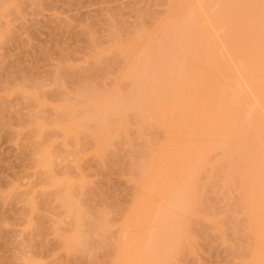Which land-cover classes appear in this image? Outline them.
Instances as JSON below:
<instances>
[{
    "label": "rangeland",
    "instance_id": "374dc122",
    "mask_svg": "<svg viewBox=\"0 0 264 264\" xmlns=\"http://www.w3.org/2000/svg\"><path fill=\"white\" fill-rule=\"evenodd\" d=\"M183 1H0V264H125L128 257L129 259L126 264H129L130 261H132L130 262L131 264H149V257L151 256V254L155 253V251L152 252L153 250L151 249L152 243L154 246L155 241L158 240L159 243V239H157L159 234L162 236V239H164V241L166 240L165 245L167 246L165 247H167L168 251L169 249H173L170 250L172 254L169 253L170 256H168L171 258H168V260L172 264H264V232H262L263 228L262 230H260V227H258L257 224L258 220L254 221V219L256 220V218L253 217L255 216V214L250 212L248 213V211H252L253 209H255L251 208L253 199H256L255 203H257V199H259L258 201H260V199L262 200V202L260 201L261 204L258 202L261 206H258L257 208L260 212H262V214L264 213V142H262L264 141V86L261 85H264V0H253L256 7H259L258 9H260L255 10L254 14L257 11L260 12L259 14H257L258 12L255 14L257 18H250L252 20L251 28H253L255 31L257 29V32H259L258 34L256 32L258 37L256 36L255 38L257 40L254 38L255 40H253L252 42L248 39H250V37L252 38L253 33L251 34V36H247V34L251 33L252 31H247V33L244 27L245 31H242H244V33L246 32L245 36L248 37V39L244 37L246 38L245 40L243 38L244 34L240 32L241 27H239V29L238 27H236L239 26L237 24L239 21L235 22L236 25L233 23V20L236 18L235 17L233 19L232 17L234 14H231L230 18H228L230 15L227 17V15L225 16L224 14H222L225 13L222 12L224 11L222 9H225V7L226 12L227 10L229 12L232 11V9L230 11L229 8H227L226 5L228 4L225 5L224 3L225 6L223 8L222 5L225 0H211V2L210 0ZM231 1H229L228 3L233 4ZM239 1H237L238 5L240 3L238 7L243 6V4L245 6L246 3L249 2V0H241V2ZM259 2H261L262 4L260 5ZM179 3L181 4V8L184 7L183 9L188 6L184 11L186 12V14H183L184 16L182 17L181 12L183 13V10L179 7L180 17H186L185 20L181 19L176 14L181 20H184V22H188L189 20L188 24L185 22L186 26H182L183 21L181 23V21H178V17H174L176 16L174 15L176 13L175 11L179 10H177L176 8L179 6ZM8 4L9 6H7ZM249 4H253L252 0L249 2ZM249 4L247 5L250 6ZM247 5L246 7H248ZM228 6L230 7V5ZM254 6L252 5V7ZM234 7L237 6L234 5ZM252 7L250 8V10H252ZM256 7H254L253 10L256 9ZM250 10H247V15L245 16L252 15V12ZM243 12V14H245V10ZM249 12H251L250 15H248ZM238 13L235 14L237 15ZM173 21H175L174 23H176V21L178 23H181V25L175 24V26H173L175 27L173 28L174 30L176 29V27H178V25H180L182 26L181 29L184 28V31H182L184 32V35H187L185 34V32L187 33L189 31L190 36H193L194 38L196 37V35H194L196 31L198 40H200L199 43H196L198 41L196 39L197 37L195 38L197 41L194 40V38H191L192 40L189 38V42L183 45V48H188L187 52H189L190 54V56L188 57L189 59H187V61L185 62H181V60L178 61L181 62V64H184H182V67L178 65L179 68L181 67L178 70H181L184 66L183 70H188V72L184 74L185 71L182 70V73L184 74L183 76L185 78L186 76L190 77V79H188L190 81L187 82L188 85L186 83H184L186 85H183V82L186 81H184L185 78L183 79L182 85H180L181 89L179 85L176 84L180 89L176 90H178L180 94L184 86L185 88H183V90L187 87L188 89L186 90H188V92H186L189 94L187 95V97L186 92H184L185 94L183 92V94H181L182 97L185 95L184 100H182V97L180 100L182 102V106L184 107V115H182V111H179L178 113V116L180 114L179 119H183L185 117L183 119L184 122L181 123L182 127H180V123H176L178 119H175L177 117V115L175 114L177 110L180 109L179 107L181 105L179 101V107H177L178 104L176 101V106H174V100L169 101L170 99H167L168 96L164 97V95H162L163 97L162 99H160L161 102L159 101V103H157L160 94L158 95L156 94V92H158L162 88L164 90L166 89V91H169L171 88V84H169V87H167L168 80H165V78L163 79V77L169 75V71H171L172 68L169 69L167 67L168 65L163 67L156 66V68L160 71L152 68L153 70L150 69L149 72V69H146V66L144 69V65H142L144 69L143 71L145 72V70H147L148 72L146 71V73L148 74H151V71L155 70V72H153L151 75H156V79L153 76V79L155 80L151 82H153L154 84H150L153 85V87L149 86V82H145L146 84H148L146 85L142 81L146 85V87L149 86L151 88H145L147 90L150 89V92H148V94L147 90L146 92L142 91V93L141 89V95L139 96V83H137L136 80L137 75L135 76V79L134 75L132 76L133 78L130 77L131 75H128L130 72H128L127 74V71L125 72V70H127V67L129 68V66L132 67H130L128 71L132 70L133 64L134 67L136 66L135 68L139 67L140 70L142 68L141 64L146 65L148 59L147 56H144V53L145 55L147 54L145 48L143 51L142 45L147 46L148 44L147 47H149V43H152L151 41L153 39L151 40V38H149V41L145 39L151 37L152 35V38L156 37L154 35L158 34L159 32L162 33V36L165 38H159L161 41H157V39H155V41H157L158 43H162L163 41L164 43L167 38L169 40V37L172 36V33H167V31L172 32L171 25H174ZM245 21L246 20H244L243 22ZM168 23L171 25L169 26ZM247 25L249 26L248 23ZM159 27H161L162 32L158 31L160 30ZM185 28H188L187 31L185 30ZM233 28L236 31H233ZM251 28H249V30H251ZM155 29H157L158 32L155 31ZM237 30L241 35H243L242 37H239V32L233 33L237 32ZM153 31L157 33L153 34ZM149 33L151 34V36ZM165 35L167 36V38ZM234 35H238L237 39L239 40L240 44L239 42H237V39ZM158 36L161 37V35L159 34ZM188 36L189 35H187L186 37ZM170 39L172 41L174 37ZM2 40L5 44L2 42ZM193 40L196 42H191ZM136 41H140L141 43ZM145 41H147L148 43L146 42L147 44H145ZM245 41H247L248 44L251 45L247 47L248 44L246 46ZM232 42L234 44H232ZM135 43L138 47L135 46ZM195 43L201 47L203 46L202 48H204L205 50H203L201 47L200 49L201 52L203 50L205 54L203 52L202 54L204 55L199 56L198 54H196L197 52H195V50H197L199 46L195 47ZM172 44L170 45L172 46ZM190 44V47L192 48L191 50L194 52V54L189 48ZM158 45L161 46L160 43ZM158 45L154 46L159 47ZM164 45L165 46L163 47H166L167 43ZM243 45L248 49L252 47L254 48V51L257 50L259 52L260 55H256L257 51L255 53L252 48V51L249 50L250 54L253 53V56H256V60H254L253 57H250L249 52L246 53L249 54V56L247 55L249 58H245L246 54L244 55V52L242 51H247V49L244 48ZM238 46L243 47V50L239 49ZM193 47H195L196 49H193ZM139 50L140 52H138ZM198 51L200 53L199 49ZM141 52H144L143 55H141ZM209 52L212 53L209 54ZM128 56H131L130 58H132V61L131 59L128 61ZM141 56L144 57L142 58ZM190 57H192V59ZM161 58V60H164L166 57L164 58L162 56ZM249 59H253V63H249ZM191 60L195 63H193ZM129 62H131L132 64L130 65ZM191 63L196 67L195 71L197 73H202L205 70L207 72H210L208 68L212 66H214L213 68L215 69L212 68V71L214 70L212 74H210L211 72H208L211 76L210 78L209 76H207L208 74L206 75V73L203 76L207 77H203L200 73L199 76L197 73V75L194 73L195 71L192 72L193 69H187V65L189 68V66L191 67ZM162 68L163 70L167 69V72L166 70L163 71ZM199 68L206 69H202L201 71ZM224 68H226L227 70ZM197 69H199L200 71H197ZM190 73H194L193 76ZM150 74L149 77H151ZM202 74H204V72ZM148 80L150 79L148 78ZM156 81L158 83H155ZM163 81H165L166 83H164ZM206 82L211 84L213 88L214 86L216 87V90H214L216 94L213 93V95H211L212 98L215 97V103H213V101L211 102V99L210 102H206V104L210 103V106L208 105L207 107L210 111L206 110V104H204L205 102L203 103L204 99H202V96L206 91H202V89L204 88V86L207 87L209 85L207 84L206 86ZM140 86H142V84ZM177 86H174V88H178ZM212 87H210L211 90H213ZM258 87L261 88L260 91L263 89L262 92H259ZM174 88L173 90H175ZM255 88L258 89L256 90ZM153 89L154 91H152ZM155 89H157L158 91ZM163 89L160 91V93L163 92ZM116 90H118L117 92L119 93L121 92L120 95L124 94L123 97H125V95L126 97L131 95V98H133L136 95L135 98L137 99V102H135L136 99L125 97V100L129 99L127 101L128 104L131 100V104H129L128 107L125 108L126 112L125 110H123L124 107L119 105L122 107V113L125 116V121L123 123L126 122L122 125L121 129L117 126L118 123H115L117 119L113 116L114 113L113 115L110 114L109 117L111 119H108L110 120L109 124L112 123L113 121L111 122V120L115 118V125L110 124L109 127L113 129L109 128L111 130L108 131V133L110 132V136L108 135L110 138L106 139L108 142L104 143L106 140L103 141L102 138H104L105 136L100 132L101 130L99 129L101 127L100 124L104 121L103 118V121L100 119V117V120L98 119L99 121L97 120L96 122H92L93 126L99 123V128L98 126L92 128V124L90 126L93 130L94 128H96L95 130L98 129L99 132L103 135L102 136L100 134L102 137H99L100 135L98 133V130L96 131L98 134L95 132V130L94 134L89 133V130L91 129H86V131L89 132H86L85 134V128L83 131V127L81 124H83L84 126V124L87 123L86 121H88L89 117H91L93 114L91 113V111H93L92 109L95 110L94 104L93 108H91V111L89 108H87L88 106L91 107L92 103H95V101L90 102L92 101L93 95L95 97L94 100H98L95 103H98V106L101 102L100 100H102L103 97H106L107 99L110 98L111 100L110 95H112L113 99V94L111 91L115 92ZM211 90L209 89V92ZM174 92L176 93V91ZM133 93L134 96L132 97ZM149 93L151 94V96L149 95ZM152 93L154 94L155 98ZM166 93L168 92L164 91V94ZM116 94L118 95V93ZM117 95H115L114 97H116ZM122 95L121 97H119L118 95V97L123 98ZM157 95L158 100H152L154 106H149L150 104H152V102L149 104L145 103L150 108L146 107L144 104H141V106L144 105L146 109L141 110V108L143 107L142 106L140 107V111H137L136 109L139 108L135 107L134 109V107L131 106L133 105V102L134 104L137 103V106H140V99H142L143 102V99L147 100L146 98H148V96L156 100ZM96 96H98L99 98L97 99ZM142 96L146 97L143 98ZM177 96H179V94H177ZM205 96L207 97L208 95ZM86 97H91V99H88L89 101L87 100L88 104L90 102L88 106L87 103L84 102L86 101L85 99H87ZM206 97H204L206 100H209V98H211L210 96L207 98ZM175 99L178 100L179 98ZM105 100L103 104L104 107H106L105 103L111 105V101ZM132 100L134 101L132 102ZM138 101L140 102L138 103ZM195 101H197V103ZM236 101H238V103H236ZM121 102L123 101L121 100ZM201 102L205 105L204 110L207 111L204 113V115H210L211 110L213 111V114L215 113L216 115H218L217 117H214L212 119L209 118L208 115H205L213 121L209 123L210 126L208 123H205L210 122L209 120L203 121V124L205 123L207 126L200 124L202 121H200L201 119L197 115H199L200 113L201 118L202 116H204L203 114H201L204 112L202 110L203 106ZM190 103L193 104V110L191 107L189 110V108L184 106L189 105ZM198 103L199 106L201 105L200 107L198 106ZM123 104L125 106L126 103L124 102ZM79 105H82L84 107H79ZM101 105H99L100 108H103V106L101 107ZM130 106L131 109L129 110ZM157 106H159L160 108ZM219 106L221 107V109ZM183 107H181V109ZM66 108H68L67 111L71 112L69 116L65 110ZM176 108L177 110H175ZM200 109L203 112H200ZM165 110L168 111L166 112ZM64 112H66L67 115H65L66 113L64 114ZM232 112L234 113L232 114ZM230 113L234 120L237 121L239 119V122L241 123L238 124V121L234 122L233 119H231L232 117ZM223 115L226 117V119L223 118ZM227 115L229 116L228 118L231 117L230 120L233 121V126H231V129H229L230 127L227 125H232V121L230 123H225L227 125L223 124V122L225 121H230L227 120ZM189 116H191V118ZM205 116L203 117V120H205ZM210 116L213 117V115ZM91 119L94 118L92 117ZM169 119H171L170 122ZM197 119H199L200 122ZM187 122H190L191 124H188ZM163 123L165 124L163 125ZM235 123L236 125L238 124L236 127L239 129H243V131H238V129L237 131L239 133L236 132L237 134H235V132L232 131ZM79 124L82 127L80 129ZM222 124L225 125L224 127L227 126L228 130H224ZM169 125L171 127H169ZM201 125L202 127H200ZM242 125H244L245 128L247 125L248 129L251 128L252 125L255 126H253L254 130L252 129L253 133L249 129V133L254 134L252 135V137L251 135L249 136L250 139H252L251 142H246L243 139L245 141V144H247V147H250V150L247 147H243L244 144H241L244 142L242 141V138L245 137V134H247L246 132L248 131ZM112 126L117 127L114 128ZM76 127L80 131L77 130ZM183 127L185 129H183ZM203 127H207L208 133L203 131ZM177 128L180 129L178 130ZM198 128L199 131L201 130V128H203L201 132L205 133H198ZM75 129L77 130V132ZM172 129L174 133L173 131H171ZM167 130L169 131L168 135L166 136ZM180 130L182 131V133L180 132ZM188 131H190V133ZM221 131H223L224 133H221ZM176 133L178 135H175ZM206 133H211L210 135H207L209 136L208 138L205 137V139L207 138V142L204 141L205 139H200V141L199 139H195V136H197L198 134H201L202 136ZM243 133L245 134L243 135ZM194 134L196 135L194 136ZM225 135H228L230 137L232 135V137L227 138ZM117 137L119 138L117 139ZM192 137L194 138L193 142H195L194 140H196L195 143H191ZM249 137L247 138L249 139ZM169 138L170 140H167ZM188 138H190L191 141ZM100 139L103 142H101ZM258 139L259 141H257ZM254 140L256 143L253 142ZM172 141L174 142L171 143ZM215 141H219L217 142L219 143V145H217ZM228 141L230 144L234 145H230ZM165 142H167V146H163L165 145ZM168 142L170 143L169 145ZM238 144H241L242 146L239 147ZM170 145L172 147H170ZM220 145L221 147L216 150ZM161 146L165 147L164 151L166 149L165 152L163 151V159L166 160L165 157L168 158V156H171V160L170 157L168 159V162L166 160L169 169L170 166L172 168L173 165H177V163L179 162L180 163L177 166L181 167L180 164H182L181 162H183V158L186 157V155L189 153H193L196 158H198V156H201L199 161H195L197 162L195 166H190H194L192 170L189 167V170L192 171L189 174L190 177L182 176L184 172L186 175V172L188 170L183 171V169V173L181 172V174H177V172L180 170H178L177 172L174 171L176 172V175L182 176H177L179 181L178 182L177 179H173V177L176 178L174 175L175 173L172 174L167 170L165 171V169L168 168L167 165H165V168H163L164 173L161 172L163 167L161 166V164L163 163V161H165L163 159L162 161H160L162 158V149L159 151V148ZM170 148L171 150H169ZM173 149H175L176 151ZM213 150L215 151L213 152ZM207 151L209 152L206 153ZM173 152L176 153L173 154ZM225 152H227L228 155ZM164 153L167 154V156ZM236 153L238 154L237 156ZM170 154H173V156ZM157 155H161V158H158ZM191 155L189 156L191 157ZM252 155L255 158L252 157ZM189 156H187L186 158L188 159ZM156 158L160 159L158 160V162L160 161V164L155 163L157 162ZM192 158L193 157H191V159ZM187 159H184V161L186 162ZM207 159L209 160V162L206 161ZM172 160L174 162H172ZM190 162H192V160ZM259 162L263 164L261 165ZM169 163L173 164L169 165ZM249 163H251V166ZM184 164L187 165L188 163ZM192 164L195 163L192 162ZM238 164L239 166L237 167ZM154 166L157 167L155 168ZM216 166L218 167L216 168ZM255 166H258L259 168ZM245 167L246 169H250L251 167H253L256 168V171H260L256 173L254 172V174H252V172L250 174L248 173L250 172L249 170L248 172L245 171ZM152 168L154 170H152ZM176 168L177 167L173 168L172 170H175ZM250 170L252 171V169ZM236 171H239V173ZM244 171L248 174L249 178L245 177L246 175H244ZM148 175H150V178H152V184L150 183V178L148 177ZM191 176L192 178H194L193 180L189 179L191 178ZM242 177H244L245 179L247 178V180H250L251 182L249 181L248 183H245L246 180ZM251 177H253L254 179ZM256 177H258V180ZM186 178L191 181L190 183H188L189 185L186 182L188 180H186ZM196 180L198 181V183ZM161 181L164 182V184ZM257 181L258 184L255 183ZM249 183H253L251 184L252 186L249 185ZM230 186L232 187V189ZM249 186L252 188L249 189ZM255 187L257 188L258 192L255 191ZM166 189H169V191L167 192ZM162 190H164V193H162ZM171 190L173 193L170 192ZM160 191L163 195H167L168 193L167 196L164 195L166 198L163 197V200L159 198V196L161 195ZM252 192L253 194H251ZM255 193L257 195H255ZM160 197H162V195ZM142 198H145L143 199L144 202H141ZM197 198H200V200ZM67 201H74L73 203L70 202L71 206H73L72 208H76L79 206L78 209L76 208V210H72L76 211V214L74 212L75 216L72 214L73 212L70 211V209L72 208L70 205H68L69 202ZM196 201H198V204ZM249 201H251L252 203L250 202L251 204H248ZM160 202L161 204H159ZM74 203L75 205H72ZM147 203L150 204L148 205ZM195 203L196 205H194ZM137 205H139L140 207H136ZM164 205L166 209L164 208ZM162 207L165 209L164 211L162 210ZM176 209H179L181 211L175 212L178 211ZM135 211L138 213H136ZM182 211L184 213H182ZM139 212L141 214H139ZM148 212L150 215L148 214ZM162 213H164L165 215ZM178 213L179 215H177ZM80 214L82 215L79 216ZM262 214H260V216ZM131 215L133 219L130 217ZM174 216H176V219L173 218ZM163 218L166 219L167 222L170 221V223L168 222L170 225L165 222ZM262 218L264 219L263 215ZM160 219L162 220L159 221ZM139 222L140 224H138ZM165 223L169 227L168 232L167 229H163L165 228L164 226H166ZM262 223L264 222L262 221ZM160 224L162 227L160 226ZM127 228L130 229L128 230ZM131 229H134L135 231ZM258 230L262 236L260 234L259 236H256L258 234ZM159 231L161 232L159 233ZM171 233L177 236V238L176 236L174 238L175 240L177 239L176 242L175 240H169L170 238H172L171 236L169 237V235H172ZM77 234L78 238H75H77L78 241L76 242H80L81 246L78 243L76 244V242L74 241V236ZM146 235L149 240H147L148 238L146 237ZM143 236H145L146 239ZM255 236L257 239L255 238ZM81 237L85 239L83 240ZM165 237L168 238L165 239ZM130 241L132 242V244ZM171 241L174 243H172ZM256 242L260 244L259 247H261L262 245L260 250L259 247L257 248L258 245L256 246V244L258 243ZM124 244L126 247L124 246ZM160 245L162 246V244ZM170 246L173 247L170 248ZM154 249L156 248L154 247ZM126 250L129 253H127ZM128 254L132 256L130 257L128 256ZM122 255L126 256L123 257ZM153 255L152 257L155 259V254ZM172 256H174V258ZM153 258H151V261H153ZM122 259L124 260L121 261ZM125 260L126 262L122 263Z\"/></svg>",
    "mask_w": 264,
    "mask_h": 264
},
{
    "label": "bare ground",
    "instance_id": "6f19581e",
    "mask_svg": "<svg viewBox=\"0 0 264 264\" xmlns=\"http://www.w3.org/2000/svg\"><path fill=\"white\" fill-rule=\"evenodd\" d=\"M0 1H1V0H0ZM182 1H183V0H182ZM215 1H216V0H215ZM219 1H221V0H219ZM229 1H231V0H229ZM229 1L225 0V2H223V5H222V6H223V8H224V6H225L226 4H228V5H230V7H229L228 5H226L227 8H229L230 11H231V9H232V11L229 12V11L227 10V12H226V11H225V10H226V7H225V9H222V10H224V11H222V12H225V13H228V14H225V13H222V14H224L225 16L227 15V17L230 15L228 18L231 17V14H234L232 17H233V19H234L235 17H236V18H235L234 20L232 19V20H233V23L235 24V22H238V21H239V22L237 23L239 26H236V27H238V29H239V27H241V28H240V29H241L240 32H242V33L244 34V36L241 35L240 32H239L238 30H237V32H233V31H236L234 28H233L234 30H233L232 32H233V33H238V32H239V34H240L239 37H242V36H243V38H244V37H246V36H245V33H246L247 31H248V32H251V31H252L251 33L247 34V36H248V35L251 36V34L253 33V34H255V35L252 34V38H253V39H252L251 37H250V39H248V37H246L248 40H250V41L252 42L253 40L256 39L255 37L257 36V34H258L259 32H257V29H256V31H255L253 28H251V26H252V23H251L252 20H251V19H253V17H254V19L257 18V17L255 16V14H256L257 12H258L257 14H259L260 11H257L255 14H254V12H255V10H260V9H258L259 7H258V8L256 7V5H255V3L253 2V0H252V3H253L252 5H253V6L255 5L254 7H256V9H254V10H253L254 7H252V5L249 4V2H250L251 0H249V2H247V3L245 2L246 5H247V4L250 5V6L247 5L248 7H246V5L244 6V4H243V6L238 7V6L240 5V3H239V5H238V4H237V3H238L237 1H239V0H236V1L233 0V1H235V2L231 1L233 4L235 3L234 5H236L238 8H237V7H234L233 4L228 3ZM258 1H260V0H258ZM4 2H5V1H4ZM210 2H211V0H210ZM213 2H214V1H213ZM239 2H241V0H240ZM261 2H262V1H261ZM261 2H259L260 5L262 4ZM0 3H1V2H0ZM177 3H178V1H177ZM183 3H184V1H183ZM187 3H188V2H187ZM224 3H225V5H224ZM188 4H189V3H188ZM180 5H181L180 3H179V6L177 5V6H178V7H176L177 10L179 9V7L181 8ZM185 5H186V4H185ZM7 6H9V4H8ZM10 6H11V5H10ZM183 6H184V5H183ZM183 6H182V7H183ZM232 6H233V7H232ZM12 7H13V6H12ZM187 7H188V6H187ZM187 7H185V9H187ZM231 7H232V8H231ZM243 7H244V9H243ZM245 7H246V8H245ZM251 7H252V10H250ZM183 8H184V7H183ZM183 8H181V9L183 10V13L181 12V17L184 16V15L186 14V12H184L185 9H183ZM5 9H6V8H5ZM236 9H237V10H236ZM242 9H243V10H242ZM175 10H176V9H175ZM190 10H191V9H190ZM240 10H241L242 13L240 12ZM244 10H245V14H243V13H244V12H243ZM247 10H250V11L252 12V15H250L251 12H249L248 15H250V16H245V15H247V13H246ZM3 11H4V10H3ZM6 11H7V10H6ZM192 11H193V9H192ZM192 11H191V12H192ZM175 12H176V13H175ZM175 12H173V13H175L174 15L177 14V15L180 17V13H179V12H180V9H179L178 11H175ZM177 12H178V13H177ZM232 12H233V13H232ZM234 12H235V13H238V12H239V13L236 15ZM4 13H5V12H4ZM173 13H172V14H173ZM2 14H3V13H2ZM183 14H184V15H183ZM241 14H242L244 17H243ZM263 14H264V13H263ZM263 14H262V15H263ZM177 15L174 16V17H178ZM191 15H193V14H191ZM218 16H219V15H218ZM221 16H222V15H221ZM237 16H239V17H237ZM170 17H173V16H170ZM179 17H178V18H179ZM181 17H180V18H181ZM241 17H242L243 19H242ZM245 17H247V18H245ZM258 17H259V15H258ZM180 18L178 19V21H179V22L181 21V23H182V21H183V25H182V26H186V23L188 24L189 20H188V22L185 21V22H186V23H185L184 20L186 19V17H185V18H184V17L181 18V19H184V20H181ZM188 18H189V17H188ZM250 18H251V19H250ZM172 19H173V18H172ZM194 19H195V18H194ZM237 19H238V20H237ZM239 19H240V20H239ZM249 19H250V20H249ZM258 19H259V18H258ZM168 20H171V19H168ZM229 20H231V19H229ZM242 20H243V21L246 20V21L243 22ZM248 20H249V21H248ZM259 20H260V19H259ZM263 20H264V19H263ZM3 21H4V20H3ZM174 22H175V21H173V23H174ZM218 22H219V21H218ZM224 22H225V21H224ZM227 22H228V21H227ZM230 22H231V21H230ZM246 22L249 24V26L247 25ZM254 22H255V21H254ZM258 22H259V21H258ZM258 22H256V23H258ZM260 22H262V21H260ZM170 23H172V22H170ZM181 23H178L177 21H176V23H174V25H171V24L168 23L169 26H170V25L172 26V28H171V29H172V30H171L172 32H168V31H167V33H170V34L172 33V36L174 37L175 40L173 39V40L171 41L170 38H173L171 35H169V36H171V37H169V40H168L167 36L165 35L167 39H166V41H165L164 43H163V41H162V43L159 42V43L161 44V46L158 45L159 43L157 42V41H161L160 39H162V37H163V36H162V33H159V32H158V31H161V32H162L161 27H159L160 30H158V31H157L158 28L155 29V31H157L158 34L161 35V37L158 36V34H155V33H157V32H154V31H153V34H155L154 36H156L157 38H156V37H153V38H152L153 35L151 36L152 33L150 32L151 34H150V33H149V34H150L151 37H148V38L145 39V40L149 41V38H151V40L153 39L152 41L150 40L152 43H149V47H147V46H148V44H147L148 42H147V41H145V44H147V46L141 44V45L143 46V48H142V47H141V48L143 49V51H144V48H145V50H146V54H147V55H145V53L143 52V53H144V56H147V59H148L147 62H146V65H145V64H141V67H142L141 70H142V71L139 69V67H138V68H135L136 66L134 67V64H133V68H132V70L128 71V69H130V67H132V66H129V68L127 67V70H125V72L127 71L126 74H127L128 72H130V73L128 74V75H131L130 77H132L133 75H134V77H135V76L137 75V76H136L137 79H136V77H135V79L137 80V83H139V84H138V85H139V92H138L139 94H138V96H139V95H141V93H140V90H141V89H142L141 92H142V91H143V92H146L147 89H145V88H151V87H149V86H152V87H153V85H150V84H154V83L151 82V81H153V80L156 79V75L154 76V75H151V74H152L153 72H155V70L160 71L159 69L156 68V66H162V67H163V66L168 65L167 67H168L169 69L172 68V70H171L172 72L169 71L170 74H169V72H168L169 75H166L167 73L165 74L166 76H165V75H162V76H165V77H163V79L165 78V80H166V79L168 80V86H167V87H169V84H171V86H170V87H171L170 90H169V91H166V89L164 90V89L162 88V89H163V92H161V93H162V94H161L160 91H161L162 89L159 90V88H158L159 91H158L157 89H155V90H157V91L159 92V93L156 92V94H158V95L160 94V95H161V97H160V95H159V100H158V95L156 96V100H155V99H153V98H150L151 94L149 93V95H150V96H148L149 99H148V98H146L147 100L143 99V100H144L143 102H142V99H140L141 102L138 101V103L140 102V106H137V103L134 104V102H133L134 100H132L133 105H131V106L134 107V109H135V107H136V108H139V109H136L137 111H140V107H142V106H143L144 108L142 107L141 110H142V109H146V107H148L146 104H149V103H151V102H152V104H150L149 106H151V105L154 106L152 100H154V101H157V100H158L157 103H159L160 99H162V97H163L162 95H164V97H167V96H168L167 99H168V100L170 99L169 101H171V100L173 101V100H174V103H175V101H176L177 104H178L177 107H179V103H180V104H181L180 107H179L180 109H181V107H183V106H182V102L180 101V100H181V97H182L181 94H183V93L186 92V91L188 92V90H186V89H188V88L186 87V89L183 90V88H185V86H184V87L182 86V87H183V88H182V92H183V93L181 92V94H180V92H178V90L181 89V86H180V85H182L183 79L185 78L183 75L186 74V73L188 72V70H187V71H186V70H183L184 66H183V68H182L181 70H178V69H180V68L182 67V64H183V63L181 64V62H185V61H187V59H189L188 57L190 56L189 52H187V51H188V50H187L188 48H187V49H186V48H183V47H184L183 45L187 44V43L189 42V40H190L191 38H194V37H193V36H190V32H189V31H188L187 33L185 32V34L189 35L188 37H186L187 35H184V32H182V31H184V30H183L184 28L181 29L182 26H180ZM233 23H232V24H233ZM165 24H166V23H165ZM175 24H180V25H178V27H176V29L174 30L173 28H175V27H173V26H175ZM234 24H233V25H234ZM244 24L247 25V26H245ZM233 25H232V26H233ZM235 25H236V24H235ZM243 25H244V26H243ZM253 25H254V24H253ZM176 26H177V25H176ZM179 26H180V27H179ZM187 26H188V25H187ZM190 26H191V24H190ZM255 26H256V25H255ZM163 27H164V26H163ZM188 27H189V26H188ZM236 27H235V28H236ZM242 27H243V28H242ZM244 27H245V29H246V32H245V33H244V31H245V30H244ZM247 27L251 28V30H249V28H247ZM260 27H262V26H260ZM254 28H257V27H254ZM187 29H188V28H187ZM187 29L185 28L186 31H187ZM229 29H230V28H229ZM164 30H165V29H164ZM168 30H169V29H168ZM173 30H174V31H173ZM231 30H232V29H231ZM242 30H244V31H242ZM253 30L255 31V33H254ZM1 32H2V31H1ZM191 32H194V31H191ZM248 32H247V33H248ZM256 32H257V34H256ZM263 32H264V31H263ZM178 33H179V34H178ZM198 34H199V33H198ZM147 35H148V33H147ZM191 35H192V33H191ZM194 35H196L197 38H196V37H195V38L198 40V35H197L196 31H195ZM4 36H5V35H4ZM234 36H235V35H234ZM237 36H238V35H237ZM237 36H235L236 39H237ZM253 36H254V37H253ZM145 37H147V36H145ZM199 37H200V36H199ZM239 37H238V38H239ZM257 37H258V36H257ZM0 38H1V37H0ZM4 38H5V37H4ZM135 38H136V37H135ZM159 38H160V39H159ZM163 38H165V37H163ZM189 38H190V39H189ZM195 38H194V40H196ZM232 38H233V37H232ZM246 38H244V39L246 40ZM254 38H255V39H254ZM136 39H137V38H136ZM155 39H157V41H155ZM240 39H241V38H240ZM251 39H252V40H251ZM7 40H8V39H7ZM138 40H139V39H138ZM167 40H168V41H167ZM191 40H192V39H191ZM194 40L191 41V42H196V41H197V40H196V41H194ZM256 40H257V39H256ZM263 40H264V39H263ZM132 41H133V40H132ZM143 41H144V40H143ZM169 41H171V42H169ZM173 41H174V42H173ZM240 41H241V40H240ZM250 41H249V42H250ZM2 42H3V40H2ZM136 42H140V41H136ZM146 42H147V43H146ZM156 42H157V44H156ZM172 42H173V44H172ZM182 42H183V44H182ZM199 42H200V40H198L196 43H199ZM233 42H234V41H233ZM233 42H232V44H234ZM237 42H239L238 39H237ZM241 42H242V41H241ZM0 43H1V42H0ZM3 43H4V42H3ZM3 43H2V44H3ZM140 43H141V42H140ZM142 43H143V42H142ZM154 43H155V44H154ZM166 43H167L166 47H163V46H165L164 44H166ZM196 43H195V47H198L199 45H197ZM207 43H208V42H207ZM242 43H243V42H242ZM245 43H246V46H247L248 42L245 41ZM245 43H244V45H245ZM4 44H5V43H4ZM135 44H136V43H135ZM152 44H153V45H152ZM170 44H172V46H171ZM193 44H194V43H193ZM200 44H201V43H200ZM239 44H240V42H239ZM150 45H151V46H150ZM154 45H156V46L158 45L159 47H156V46H154ZM196 45H197V46H196ZM211 45H212V44H211ZM244 45H243V47L246 48ZM250 45H251V44H248L247 47H249ZM257 45H258V44H257ZM135 46H137V44H136ZM190 46H191V44L189 45V48H190V50H191L192 48H191ZM208 46H209V45H208ZM252 46H253V45H252ZM137 47H138V46H137ZM146 47H147V49H146ZM195 47H193V49H194ZM200 47H201V46H199V48H197V50H195V52H197L196 54H198L199 56L205 54V53L203 52V50H205L204 48H202L203 46H202L201 48L203 49L202 52H203L204 54H202ZM206 47H207V46H206ZM231 47H232V46H231ZM238 47H239V49H242V50H243V47H240V46H238ZM139 48H140V47H139ZM251 48H252V47H250V49L246 48V49H247V51L245 50L246 52L243 50L242 52H244V55H245L247 52H249V50H251ZM257 48H258V47H257ZM136 49H138V48H136ZM142 49H141V51H142ZM165 49H166V50H165ZM195 49H196V48H195ZM198 49L200 50V53H199ZM236 49H238V48H236ZM252 49H253V51H254V48H252ZM206 50H207V49H206ZM233 50H234V49H233ZM134 51H135V49H134ZM191 51H192V50H191ZM237 51H238V50H237ZM251 51H252V50H251ZM256 51H257V50H255L254 52L256 53ZM259 51H260V50H259ZM138 52H140V50H139ZM148 52H149V53H148ZM192 52H193V51H192ZM205 52H206V51H205ZM141 53H142V52H141ZM143 53H142L141 55H143ZM190 53H191V52H190ZM210 53H212V52H209V54H210ZM126 54H127V53H126ZM191 54H192V53H191ZM193 54H194V52H193ZM209 54H208V55H209ZM240 54H241V53H240ZM249 54H250V52H249ZM249 54H246V57H245V58H249V57H248ZM251 54H252V56H251ZM251 54H250V57H253V59L256 60V58H255L256 56L254 57V56H253V53H251ZM257 54H259L258 51H257L256 55H257ZM247 55H248V56H247ZM259 55H260V54H259ZM131 56H132V55H131ZM131 56H128V57H129V58H128V61H129L130 59H131V61H132V58H130ZM144 56H143V57H144ZM162 56H163L164 58H165V57H166V58H165V59L163 58L164 60H161V59H162V58H161ZM193 56H194V55H193ZM238 56H239V55H238ZM141 57H142V56H141ZM143 57H142V58H143ZM212 57H213V56H212ZM236 57H237V56H236ZM240 57H241V56H240ZM142 58H141V59H142ZM190 58L192 59V57H190ZM193 59H195V58H193ZM253 59H252V60H253ZM142 60H143V59H142ZM180 60H181V62H178V61H180ZM246 60H247V59H246ZM249 60H250V59H249ZM252 60H250L249 63H251ZM145 61H146V57H145ZM191 61H192V60H191ZM213 61H214V60H213ZM192 62L195 63L194 61H192ZM262 62H263V61H262ZM129 63H130V65L132 64L131 62H129ZM129 63H128V64H129ZM164 63H166V64H164ZM178 63H180V64H178ZM220 63H221V62H220ZM252 63H253V62H252ZM260 63H261V62H260ZM185 64H189V63H185ZM256 64H257V63H256ZM137 65H138V64H137ZM142 65H144V69H145V66H146V69H149V70H148L149 72H150V69H152V68L155 69L154 71H151V72H152L151 74L149 73L151 77H149V74L146 73L147 70H145V72L143 71L144 69H143V66H142ZM176 65H177V67H176ZM178 65H180L181 67L179 68ZM183 65H184V64H183ZM190 65H191V67L189 66V68H188V65H187V69H190V68H191V69H193L192 72H194V71L196 70V67L193 66L192 63H191ZM199 65H200V64H199ZM217 65H218V64H217ZM138 66H139V65H138ZM147 66H148L149 68H148ZM169 66H170V67H169ZM192 66H193L194 68H193ZM200 66H201V65H200ZM260 66H261V64H260ZM262 66H263V65H262ZM154 67H155V68H154ZM205 67H206V66H205ZM213 67H214V66L208 68V69L210 70V72H211V73H210V72L208 71L210 74H212L213 71H214V70L212 71V68H213ZM221 67H222V66H221ZM223 67H224V66H223ZM263 67H264V66H263ZM164 68H165V67H164ZM210 68H211V69H210ZM218 68H219V67H218ZM256 68H257V67H256ZM153 69H152V70H153ZM199 69H200V68H199ZM199 69H197V71H200V70L202 71V69H206V68H202V69H200V70H199ZM213 69H215V68H213ZM224 69H226V68H224ZM162 70H163V68H162ZM165 70H166V72H167V69H164L163 71H165ZM182 70L185 71L184 74L182 73ZM226 70H227V69H226ZM148 71H147V72H148ZM189 71H190V70H189ZM205 71H206V70H205ZM205 71H203L204 74H202L203 72H202V73L199 72V73H200L202 76L205 75V73H206V75L208 74L207 76H209V78H210V77H211L210 74H209L207 71H206V72H205ZM222 71H223V70H222ZM262 71H263V70H262ZM190 72H191V71H190ZM254 72H255V71H254ZM257 72H258V71H257ZM122 73H123V72H122ZM164 73H165V72H164ZM194 73L196 74L197 72L195 71ZM194 73H192V74L190 73V74L193 76ZM199 73H197V74L200 76ZM142 74H143V75H142ZM145 74H146L147 79H146V77H145ZM190 74H189V75H190ZM197 74H196V75H197ZM139 75H140V77H139ZM141 75H142V76H141ZM160 75H161V74H160ZM191 75H190V76H191ZM248 75H249V74H248ZM123 76H124V75H123ZM143 76H144V77H143ZM153 76L155 77V79H153V78H154ZM162 76H160V77H162ZM185 76H186V75H185ZM207 76H203V77H207ZM217 76H218V75H217ZM251 76H252V75H251ZM121 77H122V76H121ZM138 77H139V78H138ZM194 77H195V76H194ZM194 77H193V78H194ZM229 77H230V76H229ZM258 77H259V76H258ZM132 78H133V77H132ZM141 78H142V79H141ZM148 78H149L150 80H148ZM157 78H158V77H157ZM214 78H215V77H214ZM250 78H251V77H250ZM254 78H255V77H254ZM128 79H129V78H128ZM140 79H141V80H140ZM144 79H145V80H144ZM188 79H190V77H187V76H186V78L184 79V81H185V80H186V81L183 82V85H186L187 82L190 81V80H188ZM199 79H200V78H199ZM203 79H204V78H203ZM129 80H130V79H129ZM147 80H148V81H147ZM205 80H206V79H205ZM219 80H220V78H219ZM222 80H223V79H222ZM230 80H231V79H230ZM139 81H140L141 83H140ZM142 81H143L144 83H145V82H146V83L149 82V86L146 87V85H148V84L145 83V84H146V85H145ZM258 81H259V80H258ZM163 82L166 83L165 81H163ZM175 82H177V83H175ZM200 82H201V81H200ZM224 82H225V81H224ZM229 82H231V81H229ZM255 82H256V81H255ZM155 83H158V82L156 81ZM172 83L175 84V85H173ZM184 83H186V84H184ZM189 83H191V82H189ZM203 83H204V82H203ZM260 83H261V82H260ZM141 84H142V86H140ZM143 84H144L145 86H144ZM176 84L179 85L180 89H179V87H178ZM207 84H209V83L206 82V86H207ZM225 84H227V83H225ZM166 85H167V84H166ZM172 85H173V88H174V86H177L178 88H174L175 90H173ZM187 85H188V84H187ZM201 85H202V84H201ZM204 85H205V84H204ZM255 85H256V83H255ZM261 85L264 86L263 84H261ZM261 85H260V86H261ZM156 86H157V85H156ZM209 86L212 87L211 84H209L207 87H205V86H204V88L202 87V88H203L202 91H205V90H206V91H205L206 94H205V93H204V94H205V95H208L207 97H209V96L211 97V95H213V93H215L214 90H216V89H215V88H216L215 86H214V88L212 87L213 90H211V88H210ZM227 86H228V85H227ZM258 86H259V85H258ZM154 87H155V86H154ZM195 87H196V86H195ZM200 87H201V86H200ZM208 87H209V88H208ZM228 87H229V86H228ZM255 87H256V86H255ZM206 88L208 89V91H207ZM258 88H259V87H258ZM258 88H255V89L257 90ZM263 88H264V87H263ZM144 89H145V90H144ZM176 89H178V90H176ZM193 89H194V88H193ZM209 89L211 90L210 92H209ZM260 89H261V88H259V92H262L263 89H262L261 91H260ZM87 90H88V89H87ZM91 90H92V89H91ZM118 90H119V89H118ZM118 90H116L115 92L118 93L119 97H121L122 94L120 95L121 92H120V93L117 92ZM137 90H138V89H137ZM167 90H168V88H167ZM217 90H218V89H217ZM134 91H135V90H134ZM152 91H154V89H153ZM164 91H165V92H168V93L164 94ZM174 91H176V93H175ZM212 91H213V92H212ZM9 92H10V91H9ZM85 92H86V91H85ZM85 92H84V93H85ZM93 92H94V91H93ZM111 92H112V94H113V99H112V95H110V93H109V95H110V97H111V100H110V98L107 99L106 97H103L104 99L102 98V100L99 99V100L102 102V103L100 102L99 105L102 104L101 107L103 106V108H100L99 105L97 106L98 103L95 104L96 101H98V100H94V99H95L94 95H93L94 98L92 97V101H90V102L95 101V103H92V104H91V107L88 106V105L90 104V102H89V104H88V102H87V100H88V99H91V97H89V98L86 97L87 99H85L86 101H84V102L87 103V106H88L87 108H89L90 111H91V108H93V104H94V106H95V107H94L95 110L92 109L93 111H91V113H93V114H92L91 117H89L90 120L88 119V121H86L87 123H85L84 126H83V124H81L82 127H83V131H84V128H85V134H86V132H87L86 129H87V130L91 129L90 126H91L92 122H96V121L101 117L100 119H101L102 121H103V119H104V121L100 124L101 127L98 126L99 123H98V124H95V123H94L95 125L93 126V124H92V128H93V127H97V126H98V128L100 127V128H99V129L101 130L100 132L105 136L104 138H102L103 141L106 140V139H108V138H110V137H109V136H110V135H109L110 132L108 133V131H111V130L109 129V128H111V127H109L110 124L115 125V124H114V119H115V118L112 119L111 122H112V121H113V122L109 124V121H110V120H108V119L110 118V117H109L110 114L113 115V113H114L113 116L116 117V119H117V121H115V123H118L117 126L121 129V128H122V125L126 123V122L123 123V122L125 121V116H124V114H123L122 112H123V110H125V112H126V109H125V108L128 107L129 104H131V100L129 101V104H128L127 101H128L129 99H128V100H127V99H126V100L124 99V98L126 97V95H125V97H123V96H124V94H123V95H122L123 98H119L118 95H117L115 92H113V91H111ZM143 92H142V93H143ZM148 92H150V89L147 90V94H148ZM169 92H170V93H169ZM171 92H173V93H171ZM187 92H186V97H187V95H189ZM219 92H220V91H219ZM94 93H95V92H94ZM105 93H106V92H105ZM174 93H175L176 95H175ZM194 93H195V92H194ZM200 93H201V92H200ZM202 93H203V92H202ZM208 93H209V94H208ZM91 94H92V93H91ZM145 94H146V93H145ZM145 94H142V95H145ZM152 94H153V93H152ZM177 94H179V96H177ZM184 94H185V93H184ZM196 94H197V93H196ZM204 94H203V96L206 97ZM215 94H216V93H215ZM95 95H97V94H95ZM115 95H117V96L114 97ZM128 95H129V94H128ZM165 95H166V96H165ZM180 95H181V96H180ZM259 95H260V94H259ZM106 96H108V95H106ZM133 96H134V93L132 94V97H133ZM138 96H137V97H138ZM153 96H154V94H153ZM173 96H174V97H173ZM184 96H185V95H184ZM184 96L182 97V100H184ZM193 96H194V94H193ZM201 96H202V95H201ZM203 96H202V99H204V100H203V103L205 102L204 104H206L207 101L210 102V99H211V102L213 101V103H215V100H214L215 97H214V98L211 97V98H209V100H206ZM128 97L131 98V95H130V96H127L126 98H128ZM135 97H136V95H135ZM135 97H133V98H131V99H136ZM140 97H141V96H140ZM142 97L145 98L146 96H142ZM207 97H206V98H207ZM96 98L98 99L99 97L96 96ZM154 98H155V96H154ZM175 98H179V99L176 100ZM219 98H220V97H219ZM82 99H83V98H82ZM105 99H106L107 101H111V105L105 103V106L108 107V108L104 107V105H103ZM163 99H166V98H163ZM187 99H188V98H187ZM191 99H192V98H191ZM212 99H213V100H212ZM106 100H105V101H106ZM121 100H122L123 102H121ZM148 100H149V102H148ZM82 101H83V100H82ZM88 101H89V100H88ZM145 101H147L148 103L145 102ZM164 101H166V100H164ZM178 101H179V103H178ZM224 101H225V100H224ZM124 102L126 103L125 106H124V104H123ZM135 102H137V99H136ZM160 102H161V101H160ZM195 102L197 103V101H195ZM220 102H222V101H220ZM108 103H110V102H108ZM145 103H146V104H145ZM154 103H155V102H154ZM188 103H189V102H188ZM201 103H202V102H201ZM203 103H202V106H203V109H202V110H203L204 112L201 111V109H200V112H203V113H201V114L204 115L205 112L210 111V110H208V108H207L208 105L210 106V103L206 104V106H205ZM213 103H212V105H213ZM236 103H238V101H236ZM67 104H68V103H67ZM79 104H80V102H79ZM141 104H144L146 107H145L144 105L141 106ZM164 104H165V102H164ZM190 104H191L192 106H191ZM190 104H189V105H184V106H186L187 108H189V110H190V107H191L192 110H193V109H194V108H193V104H192V103H190ZM217 104H218V103H217ZM76 105H78V104H76ZM76 105H75V106H76ZM85 105H86V104H85ZM119 105H121L122 107H124L123 110L121 109L122 107L119 106ZM160 105H161V104H160ZM212 105H211V106H212ZM235 105H236V104H235ZM96 106H97V107H96ZM131 106H130L129 110L131 109ZM174 106H176V103L174 104ZM198 106H199V103H198ZM200 106H201V105H200ZM200 106H199V107H200ZM204 106H205V108H206L207 111L204 110V109H205ZM67 107H68V106H67ZM69 107H70V105H69ZM69 107H68V108H69ZM79 107H82V108H83L84 106H82V105L80 106V105H79ZM157 107H159V106H157ZM157 107H156V108H157ZM219 107H220V106H219ZM229 107H230V106H229ZM68 108H66L65 110H66V112L68 113V116H69V114H71V112L67 111ZM72 108H73V107H72ZM148 108H150V107H148ZM154 108H155V107H154ZM159 108H160V107H159ZM89 109H88V110H89ZM127 109H128V108H127ZM152 109H153V107H152ZM180 109L177 110V108H176L175 110H177V112H176V114H175V113H174V114L177 115V117H178V118H177V117L175 118V119H178V121H177L176 123H178V124L180 123V127H182L181 123L184 122L183 119H184L185 117H184L183 119H179V118H180V117H179L180 114H179V116H178V113H179V111H180V112L182 111V115H184V114H183L184 107H183L181 110H180ZM209 109H210V107H209ZM212 109H214V108H212ZM220 109H221V107H220ZM225 109H226V108H225ZM65 110H64V111H65ZM82 110H84V109H82ZM82 110H81V111H82ZM162 110H163V109H162ZM197 110H198V109H197ZM235 110H236V109H235ZM127 111H128V110H127ZM132 111H133V108H132ZM145 111H147V110H145ZM165 111H166V110H165ZM165 111H164V112H165ZM167 111H168V110H167ZM167 111H166V112H167ZM186 111H187V110H186ZM228 111H229V110H228ZM66 112H64V114H65ZM88 112H89V111H88ZM135 112H136V111H135ZM149 112H150V111H149ZM154 112H155V111H154ZM164 112H163V113H164ZM174 112H175V111H174ZM212 112H213V111L211 110L210 115H213V117L210 116L209 114H205V115H208L209 118H211V119L214 118V117H217V116H218V115H216L215 113L213 114ZM215 112H216V111H215ZM229 112H230V111H229ZM240 112H241V111H240ZM242 112H243V111H242ZM67 113H66L65 115H67ZM136 113H137V112H136ZM145 113H146V112H145ZM191 113H192V112H191ZM233 113H234V112H232V114H233ZM236 113H237V112H236ZM62 114H63V112H62ZM137 114H138V113H137ZM150 114H151V113H150ZM187 114H188V113H187ZM194 114H195V111H194ZM197 114H198V113H197ZM217 114H218V113H217ZM219 114H220V113H219ZM238 114H240V113H238ZM65 115H64V116H65ZM164 115H165V114H164ZM182 115H181V116H182ZM199 115H200V113H199ZM199 115H197V116L200 117V119H201L200 121H202L200 124H203V121H208V120H209L210 122H205V123H208V124L211 123L212 120H210L208 117H206V116L204 115V116H205V120H203V117H204V116H202V118H201V115H200V116H199ZM214 115H215V116H214ZM228 115H229V114H228ZM228 115H227V118L229 117ZM230 115H231V113H230ZM234 115H235V114H234ZM236 115H237V114H236ZM61 116H62V115H61ZM71 116H72V115H71ZM113 116H112V117H113ZM123 116H124V117H123ZM131 116H132V115H131ZM138 116H139V115H138ZM159 116H160V115H159ZM167 116H168V115H167ZM197 116H196V117H197ZM223 116H224V115H223ZM239 116H240V115H239ZM72 117H73V116H72ZM92 117H93L94 119H91ZM95 117H96V119H95ZM174 117H175V116H174ZM186 117H187V116H186ZM189 117L191 118V116H189ZM221 117H222V116H221ZM221 117H220V118H221ZM231 117H232V115H231ZM231 117H230V118H231ZM235 117H236V116H235ZM235 117H234V118H235ZM237 117H238V116H237ZM241 117H242V116H241ZM70 118H71V117H70ZM102 118H103V119H102ZM123 118H124V120H123ZM135 118H136V117H135ZM140 118H141V116H140ZM146 118H147V117H146ZM172 118H173V117H172ZM194 118H195V117H194ZM218 118H219V117H218ZM223 118L226 119L225 116H224ZM223 118H222V119H223ZM230 118H228L227 120H230ZM100 119H99V120H100ZM110 119H111V118H110ZM153 119H155V118H153ZM167 119H168V118H167ZM167 119H166V120H167ZM206 119H207V120H206ZM231 119H233V117H232ZM254 119H255V118H254ZM91 120H92V121H91ZM99 120H98V121H99ZM138 120H139V119H138ZM151 120H152V119H151ZM162 120H163V119H162ZM170 120H171V119H169V122H170ZM172 120H173V119H172ZM181 120H182V121H181ZM197 120L199 121V119H197ZM216 120H219V119H216ZM220 120H221V119H220ZM127 121H128V120H127ZM131 121H132V118H131ZM149 121H150V120H149ZM167 121H168V120H167ZM179 121H180V122H179ZM200 121H199V122H200ZM221 121H222V120H221ZM224 121H225V120H224ZM231 121H232V120H230V121H225V122H223V124L228 123V122L230 123ZM233 121H234V122H237V121H238V122H237L238 124L241 123V122H239V121H240L239 119H238L237 121L233 119ZM233 121L231 122L232 125H227V124H225V125L229 126V127H230L229 129H231V126H233ZM253 121H254V120H253ZM253 121H252V122H253ZM83 122H84V121H83ZM138 122H139V121H138ZM212 122H213V121H212ZM245 122H246V121H245ZM245 122H244V123H245ZM249 122H250V121H249ZM255 122H256V121H255ZM259 122H260V121H259ZM139 123H140V122H139ZM139 123H138V124H139ZM165 123H166V122H165ZM165 123H163V125H164ZM167 123H168V122H167ZM171 123H172V122H171ZM171 123H170V124H171ZM174 123H175V122H174ZM187 123H188V122H187ZM192 123H193V122H192ZM205 123H204L203 125L207 126ZM247 123H248V122H247ZM129 124H130V123H129ZM183 124H184V123H183ZM188 124H191V123L189 122ZM188 124H187V125H188ZM223 124H222V125H223ZM238 124H237V125H238ZM251 124H252V123H251ZM256 124H257V123H256ZM79 125H80V124H79ZM79 125H78V126H79ZM81 125H80L79 129L82 128ZM225 125H223V127H224ZM237 125H236V123H235V126L233 127V130H232L233 132H235V134H237L236 132H238V131H241V130L243 131V129H239V128H237V127H236ZM240 125H241V124H240ZM117 126H115V127L112 126V127L116 128ZM141 126H142V125H141ZM166 126H167V125H166ZM196 126H197V125H196ZM209 126H210V124H209ZM209 126H208V127H209ZM214 126H215V125H214ZM227 126L224 127V128L222 127V128H223L224 130H225V129L228 130ZM242 126L244 127V125H242ZM250 126H251V125H250ZM253 126H254V125H252V127L249 128V129L251 130V132H252V129L254 130V127H255V126H254V127H253ZM259 126H260V125H259ZM259 126H258V127H259ZM147 127H148V125H147ZM150 127H151V126H150ZM169 127H171V126L169 125ZM176 127H177V126H176ZM200 127H202V125H201ZM212 127H213V126H212ZM218 127H219V126H218ZM238 127H240V126H238ZM243 127H242V128H243ZM76 128H77V127H76ZM161 128H162V127H161ZM186 128H188V127H186ZM203 128H204V130H203ZM203 128H201V130H203V131H205V132L208 133L207 127H203ZM205 128H206V129H205ZM222 128H221V130H222ZM234 128H236V129H234ZM244 128H245V127H244ZM79 129L77 128V130H79ZM95 129H96V128H94V130H95ZM111 129H113V128H111ZM129 129H130V127H129ZM144 129H145V128H144ZM162 129H163V128H162ZM167 129H168V128H167ZM177 129L179 130L180 128H177ZM183 129H185V128L183 127ZM238 129H239V130H238ZM245 129L248 130V131L246 132L248 135L245 134V133H243V135L245 134V137H246V138H245V137H244V138L241 137V138H242V141L245 140L246 142H251L252 139H250L249 136L251 135V137H252V135H254V134L249 133L250 130L247 128V125H246V128H245ZM255 129H257V128H255ZM75 130H76V129H75ZM77 130H76V132H77ZM94 130L91 129V130H89L90 132H89V131H88V132H89V133H94ZM97 130H98V129H97ZM97 130H95V132H96ZM165 130H166V128H165ZM169 130H170V129H169ZM169 130H167V132H166V136L168 135V131H169ZM201 130L199 131V128H198V133H200ZM227 130H226V131H227ZM234 130H235V131H234ZM237 130H238V131H237ZM258 130H259V128H258ZM79 131H80V130H79ZM83 131H82V132H83ZM92 131H93V132H92ZM171 131H173V129H172ZM171 131H170V132H171ZM175 131H176V130H175ZM196 131H197V130H196ZM260 131H261V130H260ZM88 132H87V133H88ZM100 132H99V130H98L99 135L101 134ZM106 132H107V133H106ZM128 132H129V130H128ZM180 132L182 133L181 130H180ZM188 132L190 133V131H188ZM191 132H192V131H191ZM205 132H201V134H204ZM222 132H223V131H221V133H222ZM227 132H228V131H227ZM230 132H231V130H230ZM257 132H258V131H257ZM96 133H97V132H96ZM98 133H97V134H98ZM120 133H121V130H120ZM173 133H174V131H173ZM177 133H178V131H177ZM177 133H176L175 135H178ZM184 133H185V132H184ZM196 133H197V132H196ZM207 133H206L205 135H202V136H201V134H198L197 136H195L196 134H194L195 139H199V141H200V139L203 140V139H205V137L208 138L209 136H207V135H210L211 133H209V134H207ZM223 133H224V132H223ZM238 133H239V132H238ZM252 133H253V132H252ZM262 133H263V132H262ZM75 134H76V133H75ZM77 134H78V133H77ZM94 134H95V133H94ZM94 134H93V135H94ZM102 134H101V135H102ZM106 134H107V135H106ZM129 134H130V132H129ZM179 134H180V133H179ZM229 134H231V133H229ZM232 134H233V133H232ZM80 135H81V133H80ZM83 135H84V134H83ZM99 135H98V136H99ZM101 135H100L99 137H102V136H103V135H102V136H101ZM108 135H109V136H108ZM131 135H132V133H131ZM164 135H165V134H164ZM169 135H170V134H169ZM183 135H184V134H183ZM185 135H186V134H185ZM255 135H256V134H255ZM98 136H97V137H98ZM200 136H201V138H200ZM203 136H204V137H203ZM216 136H217V135H216ZM225 136H226V135H225ZM238 136H239V135H238ZM258 136H259V135H258ZM106 137H107V138H106ZM123 137H124V136H123ZM176 137H177V136H176ZM183 137H184V136H183ZM196 137H198V138H196ZM226 137L228 138V137H230V136L227 135ZM231 137H232V135H231ZM231 137H230V138H231ZM247 137H249L250 140H249ZM253 137H254V136H253ZM118 138H119V137H117V139H118ZM166 138H167V137H166ZM207 138H206V139H207ZM215 138H216V137H215ZM215 138H214V139H215ZM254 138H255V137H254ZM262 138H263V137H262ZM172 139H173V138H172ZM172 139H171V140H172ZM183 139H184V138H183ZM188 139H190V138H188ZM193 139H194L193 137H192V141H191V139H190L191 143H195V142H196V140H194L195 142H193ZM206 139L204 140L205 142H207ZM236 139H237V138H236ZM243 139H244V140H243ZM100 140H101V139H100ZM102 140H101V142H103ZM167 140H170V138L167 139ZM167 140H166V141H167ZM175 140H176V138H175ZM175 140H174V141H175ZM178 140H179V139H178ZM202 140H201V142H202ZM221 140H222V139H221ZM234 140H235V138H234ZM237 140H238V139H237ZM247 140H249V141H247ZM174 141H172L171 143H173ZM190 141H189V142H190ZM242 141H241V142H242ZM245 141H244L243 143H241L242 145L244 144L243 147H247V144H245ZM257 141H259V139H258ZM261 141H262V140H261ZM106 142H108V141L106 140L104 143H106ZM112 142H113V141H112ZM187 142H188V140H187ZM197 142H198V140H197ZM201 142H200V143H201ZM205 142H204V143H205ZM215 142H216V141H215ZM217 142H219V141H217ZM217 142H216V144L219 145V143H217ZM253 142H255V140H254ZM262 142H264V141H262ZM166 143H167V142H165V145H163V146H167ZM185 143H186V142H185ZM228 143H229V141H228ZM236 143H237V142H236ZM255 143H256V142H255ZM169 144H170V143L168 142V145H169ZM181 144H182V143H181ZM188 144H189V143H188ZM224 144H225V143H224ZM229 144H230V143H229ZM241 144H240V145L238 144L239 147L242 146ZM191 145H192V144H191ZM191 145H189V146H191ZM202 145H203V144H202ZM206 145H207V144H206ZM213 145H214V144H213ZM230 145H232V144H230ZM233 145H234V144H233ZM233 145H232V146H233ZM245 145H246V146H245ZM256 145H257V144H256ZM256 145H255V146H256ZM100 146H101V145H100ZM163 146H161V147L159 148V151L162 149V151H161V152H162V153H161V154H162V158H161V155H159V156L157 155V157H158V158L160 157L161 160L158 159V158H156V159H157V162H155V163H159V162L162 161V159H163V151H164V148H165V147H163ZM223 146H224V145H223ZM253 146H254V143H253ZM260 146H261V145H260ZM107 147H108V146H107ZM170 147H172V146L170 145ZM178 147H180V146H178ZM219 147H221V145L218 146V148H217L216 150H218ZM243 147H242V148H243ZM257 147H259V146H257ZM167 148H168V147H167ZM174 148H175V147H174ZM184 148H185V147H184ZM186 148H187V147H186ZM190 148H191V147H190ZM201 148H202V147H201ZM209 148H210V147H209ZM233 148H234V147H233ZM247 148H248V147H247ZM261 148H262V147H261ZM205 149H207V148H205ZM236 149H237V148H236ZM248 149L250 150V147H249ZM156 150H157V148H156ZM169 150H171V148H170ZM173 150H175V149H173ZM193 150H194V149H193ZM195 150H196V148H195ZM200 150H202V149H200ZM224 150H225V149H224ZM229 150H231V149H229ZM229 150H228V151H229ZM232 150H233V149H232ZM244 150H245V148H244ZM252 150H253V149H252ZM262 150H263V149H262ZM165 151H166V149H165ZM165 151H164V152H165ZM175 151H176V150H175ZM181 151H182V150H181ZM214 151H215V150H213V152H214ZM225 151H226V150H225ZM242 151H243V149H242ZM259 151H260V150H259ZM153 152H154V151H153ZM171 152H172V151H171ZM171 152H170V153H171ZM183 152H184V151H183ZM195 152H196V151H195ZM201 152H202V151H201ZM208 152H209V151H207L206 153H208ZM243 152H244V151H243ZM243 152H242V153H243ZM174 153H176V152H173V154H174ZM197 153H198V152H197ZM199 153H200V152H199ZM225 153H227V152H225ZM225 153H224V154H225ZM238 153H239V152H238ZM250 153H251V151H250ZM164 154H165V153H164ZM167 154H168V151H167ZM167 154H165V155L167 156ZM173 154H170V155L173 156ZM179 154H180V153H179ZM181 154H182V153H181ZM191 154H192V155H191ZM234 154H235V153H234ZM239 154H240V153H239ZM244 154H245V152H244ZM248 154H249V153H248ZM263 154H264V153H263ZM189 155H191V157H193V158L191 159V157H190ZM198 155H199V154H198ZM207 155H208V154H207ZM207 155H206V156H207ZM211 155H212V153H211ZM211 155H209V156H211ZM227 155H228V153H227ZM237 155H238V154L236 153V156H237ZM176 156H177V155H176ZM180 156H181V155H180ZM187 156H189L188 159L186 158ZM230 156H231V155H230ZM258 156H259V155H258ZM164 157H165V156H164ZM169 157H170V160H171V156H168V158L165 157L166 160H167V162H168ZM181 157H182V156H181ZM186 157L183 158V160H182L183 162H181L182 164H180L182 168H181L180 166H179L180 168L177 166V165L180 163L179 161H178L179 163L176 162L177 165H176V164L173 165V166L177 167V168H176L177 170H176V169H175V170H172L173 168H175V167H173V166H172V168H171V166H170V169H169V166H168L166 160L163 159V160H165V161H163V163H164V162H165V163H164V165H163V163L161 162V163H162L161 166H163L161 172H163V168H165L164 166L167 165L168 168L166 167L167 169H165V171L167 170V171H169V172L172 173V174L175 173L174 175H175L176 178L173 177V179H175V180L177 179V181H178L177 176L179 177V176H181V175H176V172H177L178 170H180V171L177 172V174H178V173L181 174V172H182L183 169H184L183 171H185V170H186V171L188 170V171L186 172V175H185V172H184V173L182 172V173L185 175V176H184V175L182 174V176H183V177H186V176H189V177H190L189 174H190L192 171H190L189 169H190V168H191V170L193 169V167H194V166L196 165V163H197V162H195V161H199V159H200L201 156H198V158H196V156L193 155V153H189V154L186 155ZM224 157H225V156H224ZM240 157H241V156H240ZM244 157H245V156H244ZM248 157H249V155H248ZM248 157H247V158H248ZM252 157H254V156L252 155ZM178 158H179V156H178ZM203 158H204V157H203ZM205 158H206V157H205ZM231 158H232V157H231ZM254 158H255V157H254ZM254 158H253V159H254ZM259 158H260V157H259ZM153 159H154V157H153ZM172 159H173V158H172ZM181 159H182V158H181ZM181 159H180V161H181ZM184 159H185V160L187 159V161L185 162ZM190 159H191L192 162H194L195 164H192V162H190V161H191ZM194 159H195V160H194ZM234 159H235V158H234ZM244 159H246V158H244ZM250 159H251V158H250ZM158 160H160V161L158 162ZM173 160H174V159H173ZM173 160H172V162H174ZM236 160H237V159H236ZM260 160H261V159H260ZM175 161H176V160H175ZM200 161H203V160H200ZM206 161L209 162L208 159H207ZM228 161H229V160H228ZM242 161H243V160H242ZM257 161H259V160H257ZM261 161H262V160H261ZM236 162H237V161H236ZM238 162H239V161H238ZM247 162H248V161H247ZM184 163H188V164L186 165V164H184ZM189 163H190V165H189ZM205 163H206V162H205ZM224 163H225V162H224ZM224 163H223V164H224ZM233 163H234V162H233ZM259 163H260V162H259ZM46 164H47V162H46ZM159 164H160V163H159ZM159 164H158V166H159ZM172 164H173V163H169V165H172ZM201 164H203V163H201ZM207 164H208V163H207ZM207 164H206V165H207ZM216 164H217V162H216ZM216 164H215V165H216ZM223 164H222V165H223ZM229 164H230V163H229ZM242 164H243V163H242ZM249 164H250V166H251V163H249ZM260 164L262 165L263 163H260ZM184 165H185V166H184ZM191 165H194V166H193V167H190ZM199 165H200V164H199ZM206 165H205V168H206ZM219 165H220V163H219ZM234 165H235V164H234ZM243 165H244V164H243ZM225 166H226V165H225ZM238 166H239V164L237 165V167H238ZM246 166H247V163H246ZM252 166H253V165H252ZM154 167L156 168L157 166H154ZM189 167H190V168H189ZM197 167H198V166H197ZM217 167H218V166H216V168H217ZM220 167H221V166H220ZM228 167H229V166H228ZM241 167H242V166H241ZM255 167H258V166H255ZM260 167H261V166H260ZM160 168H161V167H160ZM185 168H186V169H185ZM187 168H188V169H187ZM203 168H204V167H203ZM211 168H212V167H211ZM239 168H240V167H239ZM258 168H259V167H258ZM168 169H169V170H168ZM195 169H196V168H195ZM199 169H200V168H199ZM237 169H238V168H237ZM244 169H246V167H245ZM250 169H252V171H251ZM250 169H246L245 171L248 172V170H249L250 172H248V173H250V174H251L252 172H253L252 174H254V172L256 173V172L260 171V170H257V171H256V168H253V167H251ZM253 169H254V170H253ZM152 170H154V169L152 168ZM157 170H158V169H157ZM240 170H241V169H240ZM240 170H239V171H240ZM149 171H150V169H149ZM174 171H176V172H174ZM189 171H190V172H189ZM198 171H199V170H198ZM209 171H210V170H209ZM224 171H225V170H224ZM228 171H229V170H228ZM239 171H236V172L239 173ZM245 171H244V172H245ZM263 171H264V170H263ZM153 172H154V171H153ZM169 172H167V173H169ZM200 172H201V171H200ZM246 172H245V173H246ZM148 173H149V172H148ZM148 173H147V174H148ZM150 173H152V172H150ZM158 173H159V172H158ZM163 173H164V172H163ZM187 173H188V174H187ZM225 173H226V172H225ZM225 173H224V174H225ZM232 173H233V172H232ZM245 173H244V175H246L245 177L249 178L248 174H247V173L245 174ZM153 174H154V173H153ZM165 174H166V173H165ZM240 174H241V173H240ZM260 174H261V173H260ZM162 175H163V174H162ZM166 175H167V174H166ZM169 175H170V174H169ZM174 175H173V176H174ZM222 175H223V174H222ZM225 175H226V174H225ZM233 175H234V174H233ZM262 175H263V174H262ZM155 176H156V175H155ZM157 176H158V175H157ZM159 176H160V175H159ZM163 176H164V175H163ZM182 176H181V177H182ZM237 176H238V175H237ZM250 176H251V175H250ZM148 177L150 178L151 176L148 175ZM153 177H154V176H153ZM193 177H195V176H193ZM234 177H235V175H234ZM238 177H239V176H238ZM258 177H259V175H258ZM258 177H256L257 180H258ZM260 177H262V176H260ZM145 178H146V177H145ZM171 178H172V177H171ZM196 178H197V177H196ZM229 178H230V177H229ZM235 178H236V177H235ZM242 178H244V177H242ZM247 178H246V179L244 178V179L246 180L245 183H248V182L250 181V180L248 181ZM251 178H253V177H251ZM263 178H264V177H263ZM151 179H152V178H150V183H151ZM165 179H166V178H165ZM184 179H185V178H184ZM187 179H188V178H186V180H187ZM189 179H192V180H193L194 178H192V176H191V178H189ZM189 179H188V180H189ZM253 179H254V178H253ZM153 180H154V179H153ZM159 180H160V179H159ZM166 180H167V179H166ZM170 180H171V179H170ZM188 180L186 181L187 184L191 182L190 180H189V182H188ZM197 180H198V179H197ZM197 180H196V181H197ZM234 180H235V179H234ZM162 181H163V180H162ZM162 181H161V182H162ZM182 181H183V180H182ZM239 181H240V180H239ZM252 181H253V180H252ZM255 181H256V179H255ZM144 182H145V181H144ZM147 182H148V181H147ZM178 182H179V181H178ZM235 182H236V181H235ZM250 182H251V181H250ZM261 182H262V181H261ZM263 182H264V181H263ZM153 183H154V182H153ZM162 183L164 184V182H162ZM192 183H193V182H192ZM197 183H198V181H197ZM236 183H237V182H236ZM238 183H239V182H238ZM241 183H242V182H241ZM255 183L258 184V181L255 182ZM259 183H260V182H259ZM151 184H152V183H151ZM151 184H150V185H151ZM251 184H253V183H251ZM251 184L249 183V185H251ZM257 184H256V185H257ZM153 185H154V184H153ZM153 185H152V186H153ZM160 185H161V183H160ZM167 185H168V184H167ZM170 185H171V183H170ZM188 185H189V184H188ZM195 185H196V183H195ZM230 185H231V184H230ZM240 185H241V184H240ZM243 185H245V184H243ZM247 185H248V184H247ZM148 186H149V185H148ZM162 186H164V185H162ZM165 186H166V185H165ZM199 186H200V185H199ZM231 186H232V185H231ZM231 186H230V187H231ZM251 186H252V185H251ZM150 187H151V186H150ZM188 187H189V186H188ZM188 187H187V188H188ZM244 187H246V186H244ZM249 187H250V186H249ZM257 187H258V186H257ZM260 187H261V186H260ZM153 188H155V187H153ZM153 188H152V189H153ZM164 188H165V187H164ZM169 188H170V187H169ZM197 188H198V187H197ZM247 188H248V187H247ZM251 188H252V187H250L249 189H251ZM148 189H149V188H148ZM156 189H157V187H156ZM231 189H232V187H231ZM253 189H254V188H253ZM255 189H256L255 191H257V188H256V187H255ZM164 190H165V189H164ZM164 190H162V193H164V192H163ZM174 190H175V189H174ZM197 190H198V189H197ZM246 190H247V189H246ZM259 190H260V189H259ZM155 191H156V190H155ZM166 191L168 192L169 189H168V190L166 189ZM250 191H251V190H250ZM263 191H264V190H263ZM67 192H68V191H67ZM150 192H152V191H150ZM167 192H166V193H167ZM170 192H172V190H171ZM195 192H196V191H195ZM198 192H199V191H198ZM198 192H197V193H198ZM253 192H254V191H253ZM253 192H252L251 194H253ZM257 192H258V191H257ZM158 193H159V192H158ZM160 193H161V191H160ZM162 193H161L162 197H160L161 195L159 194V195H160L159 198H161V200L164 199L163 197H165V196L168 195V193H167V195L164 194V195H165V196H164ZM172 193H173V192H172ZM141 194H142V193H141ZM149 194H150V193H149ZM149 194H148V195H149ZM155 194H156V193H155ZM170 194H171V193H170ZM170 194H169V195H170ZM186 194H187V191H186ZM198 194H199V193H198ZM245 194H246V193H245ZM146 195H147V194H146ZM152 195H153V194H152ZM255 195H257V194L255 193ZM68 196H69V194H68ZM260 196H261V195H260ZM260 196H258V197H260ZM170 197H171V196H170ZM197 197H199V196H197ZM63 198H64V197H63ZM66 198H67V197H66ZM68 198H69V197H68ZM147 198H148V197H147ZM152 198H153V197H152ZM156 198H157V197H156ZM165 198H166V197H165ZM186 198H187V196H186ZM249 198H250V196H249ZM70 199H71V198H70ZM70 199H68V200H70ZM143 199H145V198H142V200H143ZM197 199L200 200V198H197ZM61 200H62V199H61ZM65 200H66V199H65ZM72 200H73V199H72ZM142 200H141V202H144V200H143V201H142ZM178 200H179V199H178ZM258 200H259V199H257V203H255L256 199H255V200H254V199L252 200L253 203H255V204H257V205H255V204H253L251 201H249L248 204H251V203H252V204H251L252 207H251V206H250V207H251L252 209H253V208H255V209H253L252 211H248V213L250 212V213H254V214H255V216H253V217H255L256 220L254 219V221H257V220H258V221H257L258 227H260V230H262V228H263V231H262V232H264V227H263V226H264V223H262V221L264 222V219L262 218V215L264 216V213L262 214V212H260V211L258 210V208H257L258 206H261L260 204H261L262 200L260 199L261 202L258 201ZM139 201H140V200H139ZM168 201H169V200H168ZM168 201H167V202H168ZM263 201H264V199H263ZM65 202H66V201H65ZM67 202H69V201H67ZM70 202H71V201H70ZM70 202H69L68 205L71 206V203H73L74 201H72L71 203H70ZM163 202H164V201H163ZM186 202H187V201H186ZM196 202H197V204H198V201H196ZM246 202H247V201H246ZM250 202H251V203H250ZM258 202H259L260 204H259ZM180 203H181V202H180ZM187 203H188V202H187ZM65 204H66V203H65ZM135 204H136V203H135ZM145 204H146V203H145ZM147 204H148V203H147ZM149 204H150V203H149ZM149 204H148V205H149ZM159 204H161V202H160ZM165 204H166V203H165ZM72 205H75V203L72 204ZM170 205H171V204H170ZM194 205H196V203H195ZM253 205H254V206H253ZM263 205H264V202H263ZM263 205H262V206H263ZM138 206H139V205H137L136 207H138ZM151 206H152V204H151ZM153 206H154V205H153ZM68 207H69V206H68ZM72 207H73V206H71V208H72ZM136 207H135V209H136ZM139 207H140V206H139ZM154 207H155V206H154ZM180 207H181V206H180ZM197 207H198V205H197ZM76 208L78 209L79 206L76 207ZM76 208L74 207V208L70 209V211L73 212V213H72L73 215H74V212H75V214H76V211H75ZM159 208H160V207H159ZM162 208H163V207H162ZM164 208H165V205H164ZM164 208L162 209L163 211L166 209V208H165V209H164ZM260 208H262V207H260ZM73 209H75V210L72 211ZM80 209H81V208H80ZM138 209H140V208H138ZM196 209H197V208H196ZM150 210H151V209H150ZM156 210H157V209H156ZM169 210H170V209H169ZM176 210H178V211H175V212H180V211H181V210H179V209H176ZM248 210H249V209H248ZM250 210H251V209H250ZM79 211H80V210H79ZM185 211H186V210H185ZM254 211H256V212H254ZM261 211H262V210H261ZM135 212H136V211H135ZM135 212H134V213H135ZM173 212H174V211H173ZM68 213H69V211H68ZM77 213H78V211H77ZM79 213H80V212H79ZM82 213H83V212H82ZM136 213H138V212H136ZM136 213H135V214H136ZM151 213H152V212H151ZM182 213H184V212L182 211ZM186 213H187V212H186ZM139 214H141V213L139 212ZM148 214H149V212H148ZM162 214H164V213H162ZM169 214H171V213H169ZM254 214H253V215H254ZM256 214H257V215H256ZM260 214H262V215L260 216ZM81 215H82V214H80L79 216H81ZM149 215H150V214H149ZM164 215H165V214H164ZM177 215H179V213H178ZM74 216H75V215H74ZM77 216H78V215H77ZM79 216H78V217H79ZM135 216H136V215H135ZM143 216H144V215H143ZM159 216H160V215H159ZM188 216H189V215H188ZM130 217L133 219L132 215H131ZM139 217H140V216H139ZM144 217H145V216H144ZM175 217H176V216H174L173 218H175ZM250 217H251V216H250ZM137 218H138V216H137ZM165 218H166V217H165ZM168 218H169V217H168ZM257 218H258V219H257ZM259 218H260V220H259ZM79 219H80V218H79ZM134 219H135V218H134ZM139 219H141V218H139ZM145 219H146V218H145ZM163 219H164V218H163ZM175 219H176V218H175ZM187 219H188V218H187ZM187 219H186V220H187ZM261 219H262V221H261ZM128 220H129V219H128ZM161 220H162V219H160L159 221H161ZM164 220H165V222H167L166 219H164ZM170 220H171V219H170ZM133 221H134V220H133ZM144 221H145V220H144ZM147 221H148V220H147ZM259 221H260V222H259ZM163 222H164V221H163ZM168 222L170 223V221H168ZM168 222H167V223H168ZM192 222H193V220H192ZM169 223H168V224H169ZM254 223H256V222H254ZM138 224H140V222H139ZM163 224H164V223H163ZM165 224H166V223H165ZM259 224L262 225V226H260ZM142 225H143V224H142ZM169 225H170V224H169ZM254 225H255V224H254ZM136 226H137V225H136ZM138 226H139V225H138ZM160 226H161V224H160ZM128 227H129V226H128ZM142 227H143V226H142ZM146 227H147V226H146ZM161 227H162V226H161ZM164 227H165V228H163V229H167V232H168V230H169L168 225L166 224V226H164ZM258 227H257V228H258ZM158 228H159V227H158ZM127 229L129 230L130 228H127ZM138 229H140V228H138ZM141 229H142V228H141ZM160 229H161V228H160ZM258 229H259V228H258ZM131 230H134V229H131ZM142 230H143V229H142ZM158 230H159V229H158ZM134 231H135V230H134ZM161 231H162V230H161ZM161 231H159V233H160ZM164 231H166V230H164ZM180 231H181V230H180ZM82 232H83V231H82ZM127 232H128V231H127ZM257 232H258V234L256 233L257 235H256V234H254V235L259 236V234H260V233H259V230H258ZM260 232H261V231H260ZM130 233H131V232H130ZM159 233H158V234H159ZM162 233H163V232H162ZM181 233H182V232H181ZM181 233H180V234H181ZM75 234H76V233H75ZM78 234H79V233H78ZM78 234L74 236V241H75V242L78 241V239H77V238H78ZM81 234H83V233H81ZM81 234H80V236H81ZM127 234H128V233H127ZM127 234H126V235H127ZM132 234H133V233H132ZM132 234H131V235H132ZM144 234H145V233H144ZM165 234H166V233H165ZM171 234H172V233H171ZM175 234H176V233H175ZM180 234H178V235H180ZM129 235H130V234H129ZM166 235H167V234H166ZM168 235H169V234H168ZM260 235H261V234H260ZM83 236H84V235H83ZM124 236H125V235H124ZM138 236H139V235H138ZM160 236H161V235L159 234L158 238H157V237H156V238L159 239V243H160V241H161L160 244H162L163 247L158 243V240H157V239H156L157 241H155V242H157V243L154 242L155 246H154L153 243H152V247H151V249L153 250L152 252L155 251V253H153V254H155V259L153 258L154 255L151 254V256L149 257V259H150V260H149V262H150L149 264H169V263H171V262H169V260H168V258H170V257H168V256H170V254H172L170 250H173V249H169V251H168L167 247H165V246H167V245H165V244H166V242H165L166 240L164 241V239H162V236H161V237H160ZM170 236H171L172 238H170L169 240H175L174 238H175L176 235L172 234V235H169V237H170ZM256 236H255V238H256ZM261 236H262V235H261ZM75 237H77V238H75ZM143 237L145 238V236H143ZM146 237H147V235H146ZM159 237L161 238V240H160ZM81 238H82L83 240L85 239V238H83V237H81ZM81 238H80V239H81ZM126 238H127V237H126ZM126 238H124V239H126ZM147 238H148V237H147ZM150 238H152V237H150ZM166 238H168V237H165V239H166ZM176 238H177V236H176ZM75 239H76V240H75ZM129 239H130V238H129ZM145 239H146V238H145ZM256 239H257V238H256ZM137 240H139V239H137ZM147 240H149V238H148ZM162 240H163V241H162ZM80 241H81V240H80ZM88 241H89V240H88ZM124 241H125V240H124ZM127 241H128V240H127ZM127 241H126V242H127ZM143 241H144V240H143ZM176 241H177V239L175 240V242H176ZM260 241H261V240H260ZM260 241H259V243H260ZM84 242H85V241H84ZM84 242H82V243H84ZM130 242H131V241H130ZM133 242H134V241H133ZM145 242H147V241H145ZM151 242H152V240H151ZM171 242H172V241H171ZM171 242H170V243H171ZM77 243H78V242H76V244H77ZM124 243H125V242H124ZM172 243H174V242H172ZM256 243H258V242H256ZM259 243L256 244V246L258 245L257 248H258L259 245H260ZM261 243H262V242H261ZM78 244L81 246V243H80V242H79ZM84 244H86V243H84ZM122 244H123V242H122ZM131 244H132V242H131ZM142 244H143V243H142ZM137 245H138V244H137ZM146 245H147V244H146ZM146 245H145V246H146ZM149 245H150V244H149ZM149 245H148V246H149ZM159 245H160V246H159ZM169 245H170V244H169ZM124 246H125V244H124ZM142 246H143V245H142ZM177 246H178V245H177ZM122 247H123V246H122ZM125 247H126V246H125ZM127 247H128V246H127ZM154 247H155L156 249H154ZM164 247H165V248H164ZM172 247H173V246H170V248H172ZM174 247H175V246H174ZM261 247H262V245H261ZM261 247H259V250H260ZM123 248H124V247H123ZM143 248H144V247H143ZM125 249H126V248H125ZM129 249H130V248H129ZM138 249H139V248H138ZM174 249H175V248H174ZM262 249H263V248H262ZM140 250H141V249H140ZM148 250H149V249H148ZM175 250H176V249H175ZM178 250H179V249H178ZM85 251H86V250H85ZM167 251H168V252H167ZM176 251H177V250H176ZM124 252H125V250H124ZM126 252H127V250H126ZM133 252H134V251H133ZM152 252H151V253H152ZM174 252H175V251H174ZM258 252H260V251H258ZM127 253H129V252H127ZM127 253H126V254H127ZM146 253H147V252H146ZM169 253H170V254H169ZM176 253H177V252H176ZM262 253H263V252H262ZM140 254H141V253H140ZM123 255H124V254H123ZM123 255H122V256H123ZM152 255H153V257H152ZM125 256H126V255H125ZM125 256H123V257H125ZM128 256H130V255L128 254ZM131 256H132V255H131ZM131 256H130V257H131ZM134 256H136V255H134ZM143 256H144V254H143ZM174 256H175V254H174ZM174 256H172V257L174 258ZM259 256H260V255H259ZM140 258H141V257H140ZM151 258H153V259H152L153 261H151ZM259 258H260V257H259ZM263 258H264V257H263ZM125 259H127V258H125ZM128 259H129V257H128ZM128 259H127V262H128ZM146 259H147V257H146ZM170 259H171V258H170ZM123 260H124V259H122L121 261H123ZM258 260H259V259H258ZM121 261H120V262H121ZM147 261H148V260H147ZM147 261H146V262H147ZM256 261H257V260H256ZM125 262H126V260H125L124 262H122V263H125ZM127 262H126V263H127ZM130 262H132V261H130ZM130 262H129V264H131ZM134 262H135V261H134ZM146 262H145V263H146ZM168 262H169V263H168ZM126 263H125V264H126ZM137 263H138V262H137ZM258 263H260V262H258ZM262 263H263V262H262ZM119 264H120V263H119ZM133 264H134V263H133ZM171 264H172V263H171ZM260 264H261V263H260Z\"/></svg>",
    "mask_w": 264,
    "mask_h": 264
}]
</instances>
